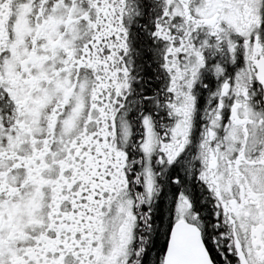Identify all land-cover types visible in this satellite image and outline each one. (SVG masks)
<instances>
[{"label": "snow or ice", "instance_id": "snow-or-ice-1", "mask_svg": "<svg viewBox=\"0 0 264 264\" xmlns=\"http://www.w3.org/2000/svg\"><path fill=\"white\" fill-rule=\"evenodd\" d=\"M0 264H264V0H0Z\"/></svg>", "mask_w": 264, "mask_h": 264}]
</instances>
